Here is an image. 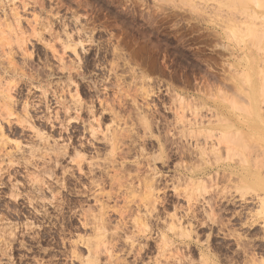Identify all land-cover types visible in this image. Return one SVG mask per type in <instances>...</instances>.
I'll return each instance as SVG.
<instances>
[{"label": "rangeland", "instance_id": "obj_1", "mask_svg": "<svg viewBox=\"0 0 264 264\" xmlns=\"http://www.w3.org/2000/svg\"><path fill=\"white\" fill-rule=\"evenodd\" d=\"M155 2L11 0L10 6H0V51L5 44L11 47L6 33L18 30L17 48L28 58L33 49L45 53L41 60L47 65V75L17 96L13 83L7 89L10 100L23 98L22 111L34 128H27L30 136L37 129L50 141L26 143L25 129L10 123V147L0 145V220L18 232L12 259L123 264L121 254L135 252L142 264H179L186 257L176 249L183 248L203 264H214L215 258L202 250L204 240L223 248L233 243L229 224L242 228L249 223H241L239 213L250 197L233 199V188L255 197L259 207L247 205L245 215L252 218L255 208V219L246 231L259 229L255 221L264 218V160L258 155L254 160L252 150L264 151V19L249 15L246 0H176L178 7L163 15L152 8ZM99 40L107 43L110 56L107 66H98L101 74L107 68V85L104 98L95 103L98 119L92 120L87 112L75 113L89 91L71 65L73 57L80 63L86 58L94 69ZM161 125L188 137L196 131L189 137L193 148L204 159L210 155L215 166L194 167L187 183L176 182L181 188L168 180V190L162 191L160 181L183 175L184 169H176L186 168L188 161L156 159ZM91 127L97 128L95 137ZM114 134H119L115 145ZM25 151L35 163H20L18 156ZM210 187L218 194L215 200L207 192ZM189 195L201 197V214L221 220L223 228H201L194 240L177 244L173 237L186 227ZM99 223L106 231H99ZM138 240L144 241L142 247Z\"/></svg>", "mask_w": 264, "mask_h": 264}, {"label": "clouds", "instance_id": "obj_2", "mask_svg": "<svg viewBox=\"0 0 264 264\" xmlns=\"http://www.w3.org/2000/svg\"><path fill=\"white\" fill-rule=\"evenodd\" d=\"M146 2L147 0H137L138 4H144ZM10 5L11 0H8L7 4L5 3V0H0V6ZM176 7H178L176 0H156L155 4L152 5V8L158 9L160 15H163L166 12L170 14ZM244 7L248 9L249 15L264 19V0H259V2L258 0H246ZM18 35V30L16 33H6L7 40L11 41V47L9 48L7 44H5L3 50L0 51V93H2L0 94V132L5 133L4 140L7 142L8 137L12 135V132L9 129V122H11L13 126L19 123L25 129L22 133L24 141L26 143H35L39 138L31 137L27 131V128L30 127V125L23 123L29 119L26 113L22 111L23 98L10 100L7 89L9 84L13 83L15 85L13 96H17V93L21 88L31 87L33 83L37 82V77L47 75V65L41 60V56L45 55V53H41L38 50L33 49L32 58L23 55V53L17 48ZM53 39L55 38L53 37ZM40 42L43 43L42 40ZM66 43L68 42L66 41ZM94 47L98 51L100 57L98 62L95 63L94 69L88 67L86 58L83 63H80L75 57H73L71 65L77 81L83 84V86L89 91V97L84 101L77 102L75 113L79 116L81 111L87 112L90 114L89 119L99 116V111L96 109L95 103L98 98H104L105 96L103 89L107 85V68L103 74H101L98 70V66H107L108 57L110 56V49L105 41H97ZM9 57H11V59ZM37 119H39V117H37ZM67 119L70 120V117ZM179 132L180 130L171 128V126L165 127L164 125H161L160 128L162 148L158 150L156 159L172 162L183 157L188 161L186 168L181 164L180 167L176 169V172H180V169H184L183 175H169L160 181L158 187L162 191L168 190L166 183L168 180H171L172 183L176 184L177 188H181L182 185L176 182L178 180H183L184 183H187V173L194 167L207 170L208 168L215 166L210 155L208 156V159H204V157L201 156L200 151L193 148L192 139L188 137L187 133H185V135H180ZM95 135L96 133L93 132L94 137ZM77 147L80 146L78 145ZM252 151L254 160L257 155L261 160H264V151L256 149H253ZM77 156L79 157V153H77ZM79 158L83 159V157ZM18 159L21 164L35 163L31 158V154L26 151L24 154L19 155ZM41 159L43 158L41 157ZM207 192L210 194L212 200L218 198V194L213 191L211 187ZM230 195L233 196V199H236L237 195L240 199H244L246 196L250 197V199L246 201L245 210L239 213V215L242 216L241 223H243V219H249V223L244 224L242 228L231 224L228 225V229L231 230L233 236V243H225L223 248H220L214 245L211 239H205L204 243L201 245L202 250L206 256H212L215 258L214 264H264V218L255 221L259 225V229L255 233L249 234L246 231V229L252 227V220L255 219V208H253L252 218L245 215L247 205L253 204L256 207H259V205H256L255 197L250 191L233 188ZM261 195L264 197V189L261 190ZM188 198L191 202V207L186 210L188 215L183 217L186 222V227L182 232H177L173 237V239L177 241V244L194 240L196 233L200 232L201 228L211 229L214 225L218 228H223V222L221 220L211 216L205 217L201 214L197 207V202L201 197L189 195ZM154 211L155 209L152 208L151 212ZM220 214L223 215V209L220 210ZM0 226L4 227V230L0 231V264H29L28 261L22 260L19 257L16 259L11 258V245L18 242L17 230L15 228L9 230L6 227V222L2 220H0ZM221 240H223V237H221ZM137 243L140 247L144 245L143 240H138ZM111 246L114 247L115 242ZM176 250L183 252L186 257V259H182L179 264H203L201 259L191 257L188 254L187 249L177 248ZM121 255L124 257L123 264H142V262L136 257L135 252H125ZM96 264H101V262L97 260Z\"/></svg>", "mask_w": 264, "mask_h": 264}, {"label": "bare ground", "instance_id": "obj_3", "mask_svg": "<svg viewBox=\"0 0 264 264\" xmlns=\"http://www.w3.org/2000/svg\"><path fill=\"white\" fill-rule=\"evenodd\" d=\"M17 18H18V17H17ZM17 21L19 22V18L17 19ZM7 91H8V90H7ZM9 98H10V97H9ZM12 98H13V97H12ZM12 98H10V99H12ZM181 99H182V98H181ZM182 100H183V99H182ZM180 101H181V100H180ZM26 107H28V106L26 105ZM116 116H117V115H116ZM179 116H180V115H179ZM199 116H200V115H199ZM199 116H198V117H199ZM213 116H214V115H213ZM215 116H216V115H215ZM27 117H28V116H27ZM141 117H142V116H141ZM182 117H185V116H182ZM182 117H180V118H182ZM200 117H201V116H200ZM200 117H199V118H200ZM202 117H203V116H202ZM206 117H207V116H206ZM206 117H205V120H206ZM49 118H50V117H49ZM49 118H48V119H49ZM117 118H118V117H117ZM187 118H188V117H187ZM187 118H186V119H187ZM74 119H75V117H74ZM93 119H94V118H93ZM93 119H92V120H93ZM97 119H98V117H97ZM97 119H96V120H97ZM141 119H143V118H141ZM184 119H185V118H184ZM186 119H185V120H186ZM195 119H196V117H195ZM200 119H202V118H200ZM211 119H212V118H211ZM216 119L218 120V118H216ZM220 119H222L220 122H222V123H226V120H225V119L223 120L222 117H220ZM115 120H116V119H115ZM193 120H194V119H193ZM203 120H204V119H203ZM213 120H214V119H213ZM27 121H29V120H27ZM27 121H26V122H27ZM146 121H147V120H146ZM186 121H187V120H186ZM189 121L191 122V120H189ZM189 121H187V122H189ZM195 121H196V120H195ZM195 121H194V122H195ZM198 121H199V120H198ZM198 121H197V123H198ZM218 121H219V120H218ZM218 121H217V122H218ZM26 122H25V123H26ZM96 122H97V121H96ZM180 122H181V120H180ZM183 122H184V124L187 123V122L185 123L184 120H183ZM183 122L181 123V125L183 124ZM190 122H189V123H190ZM194 122H192V123H194ZM200 122H201V120L199 121V124H200ZM202 122H203V121H202ZM212 122H213V121H212ZM215 122H216V121H215ZM215 122H214V123H215ZM10 123H11V122H9V124H10ZM23 123H24V122H23ZM192 123H190V124H192ZM205 123H206V122H205ZM210 123H211V121L209 120V124H210ZM27 124H30V123L27 122ZM142 124H143V123H142ZM190 124H188V126H189ZM199 124H196V123H195V125H198V127H195V125H194V127H195L196 129L199 128V127H200ZM99 125H100V124H99ZM204 125H205V124H204ZM19 126H20V125H19ZM182 126H184V125H182ZM185 126H186V128H187V125H185ZM190 126H191V125H190ZM30 127H31L32 129H34L32 126H30ZM98 127L100 128V126H98ZM88 128H89V127H88ZM91 128H92V130L94 129L93 127H91ZM184 128H185V127H184ZM188 128H189V127H188ZM190 128H192V127H190ZM202 128H203V127H202V125H201V129H202ZM23 129H24V128H23ZM35 129H36V127H35ZM96 129H97V128H96ZM96 129H95V130H96ZM150 129H151V128H150ZM192 129H194V128H192ZM199 129H200V128H199ZM199 129H198V130H199ZM203 129H204V128H203ZM36 130H37V129H36ZM36 130H35V131H36ZM95 130H93L92 132H95ZM198 130H197V131H198ZM204 130H205V129H204ZM35 131H34V137L39 138L38 140H39V142H41V144H43V143L46 144V143H49V142H50L48 138L43 137L44 134H43V135L40 134V132H39L38 130H37L36 132H35ZM191 131H192V130H191ZM199 131H200V130H199ZM207 131H208V130H207ZM32 132H33V131H32ZM115 132H116V131H115ZM201 132H203V131L201 130L200 133H201ZM96 133H97V132H96ZM117 133H118V132H117ZM119 133H120V132H119ZM121 133H122V132H121ZM31 134H32V133H31ZM127 134H128V133H127ZM194 134L196 135V131H195ZM194 134H193V135H194ZM204 134H205V133H204ZM114 135H116V134H114ZM118 135H119V134H118ZM118 135H116L115 138H114V136H112V137L114 138V142H112V141H111V142H112L114 145L116 144L115 140H116V138L118 137ZM122 135H123V134H122ZM193 135L191 134V136H193ZM201 135H202V134H201ZM31 136H32V135H31ZM191 136L189 135V137H191ZM198 136H200V135L198 134V135H197V138H198ZM119 137L121 138V135H120ZM123 137H124V136H123ZM195 137H196V136H195ZM212 137H213V136H211V138H212ZM214 137H215V135H214ZM91 138H92V137H91ZM125 138H126V137H125ZM93 139H94V137H93ZM118 139H119V138H118ZM192 139H193V138H192ZM199 139H200V138H199ZM201 139H202V138H201ZM203 139H204V138H203ZM205 139H206V138H205ZM205 139H204V140H205ZM208 139H210L209 136H208ZM47 140H48V142H47ZM194 140H195V139H194ZM211 140H212V139H211ZM12 141H13V140H12ZM12 141H11V143H12ZM116 141H117V140H116ZM118 141H119V140H118ZM118 141H117V143H118ZM197 141H198V140H197ZM206 141H207V140H205V142H206ZM214 141H215V140H214ZM13 142H14V141H13ZM109 142H110V141H109ZM109 142H108V143H109ZM120 142H121V141H120ZM205 142H204V143H205ZM216 142H217V143L219 142L218 144L221 143L220 140H219V141H216ZM88 143H89V142H88ZM201 143H202V142H201ZM213 143H214V142H213ZM213 143H212V144H213ZM34 144H35V143H34ZM49 144H50V143H49ZM121 144H122V143H121ZM199 144H200V143H199ZM205 144H206V143H205ZM214 144H215V143H214ZM218 144L213 145V146H217ZM0 145L3 146V147L9 145V147H10V142H9V140H8L7 142H5V140H4V132H0ZM14 145H15V144H14ZM16 145H17V143H16ZM201 145H202V144H201ZM203 145H204V144H203ZM203 145H202V146H203ZM209 145H210V144H209ZM1 146H0V148H1ZM11 146H12V145H11ZM35 146H36V145H35ZM38 146H41L40 143H39ZM44 146H45V145H44ZM48 146H49V145H48ZM48 146H47V147H48ZM81 146H82V145H81ZM194 146H195V145H194ZM206 146H207V145H206ZM217 147H218V146H217ZM217 147H216V148H217ZM4 148H5V147H4ZM36 148H38V147H36ZM43 148H44V147H43ZM112 148H115V146H112ZM199 148H200V147H199ZM204 148H205V147H204ZM204 148H203V150H204ZM216 148H215V149H216ZM219 148H220V147H218V149H219ZM218 149H216V150H218ZM3 150H4V149H3ZM19 150H20V149H19ZM32 150H33V149H32ZM43 150H44V149H43ZM216 150H215V151H216ZM8 151H9V150H8ZM36 151H37V150H36ZM120 151H121V150H120ZM0 152H1V150H0ZM1 153H2V152H1ZM8 153H10V152H8ZM12 153H13V152H12ZM12 153H11V154H12ZM29 153H30V152H29ZM120 153H121V152H120ZM124 153H125V151H124ZM124 153H123V154H124ZM202 154H203V153H202ZM1 155H2V154H1ZM126 155H127V153H126ZM79 156H80V155H79ZM124 156H125V155H124ZM1 157H2V156H1ZM77 158H78V157H77ZM122 158H123V157H122ZM124 159H125V158H124ZM216 175H217V174H216ZM113 177H115V176H113ZM116 177H117V176H116ZM211 177H212V176H211ZM211 177H210V178H211ZM188 178H189V177H188ZM207 178H208V177H207ZM122 179H123V178H122ZM191 179H192V178H191ZM115 180H116V179H115ZM119 180H121V178H120ZM200 181H202V180H200ZM205 181H206V180H205ZM205 181H204V182H205ZM120 183H121V182H120ZM120 183H119V184H120ZM203 185H204V184H203ZM199 186H202V185H199ZM204 187H206V185H205ZM205 189H206V188H205ZM196 191H197V190H196ZM147 194H148V193H147ZM193 196H194V195H193ZM149 197H150V196H149ZM149 197H148V199H149ZM96 198H97V197H96ZM145 198H146V197H145ZM187 198H188V196H187ZM97 199H98V198H97ZM149 200H150V199H149ZM149 200H148V204H149V202H150ZM141 201H143V200H141ZM95 203H96V202H95ZM209 203H210V201H209ZM150 204H152V203H150ZM188 204H190V203H188ZM206 204H207V203H206ZM145 205H146V203H145ZM145 205H144V206H145ZM207 205H209V204H207ZM147 206H148V205H147ZM187 206H189V205H187ZM102 207H103V206H102ZM190 207H191V206H190ZM206 207H207V206H206ZM187 208H188V207H187ZM187 208H186V209H187ZM139 209H140V208H139ZM147 209H148V208H147ZM150 209H151V208H150ZM99 210H100V209H99ZM204 210H205V209H204ZM202 211H203V210H202ZM104 214H105V213H104ZM100 215H101V214H100ZM97 216H99V215H97ZM96 218H97V217H96ZM136 218H137V217H136ZM140 218H141V217H140ZM140 218H139V220H140ZM134 220H135V219H134ZM136 220L138 221V219H136ZM94 221H95V220H94ZM98 222H99V221H98ZM92 223H94V222H92ZM101 223H102V222H101ZM142 223H143V222H142ZM142 223H141V224H142ZM95 224H98V223L95 222ZM135 224H137V222H136ZM141 224L139 223V226H140ZM144 224H145V223H144ZM99 225H100V223H99ZM101 225H102V224H101ZM101 225H100V226H97V225H96L97 228L99 227V231H100V230L103 231V229H104ZM104 225H105V224H104ZM145 225H146V224H145ZM133 226H134V225H133ZM100 227L103 228V229H101ZM97 228H96L95 230H97ZM139 228H140V227H139ZM142 228H143V227H141L139 230H141ZM136 230H137V229H136ZM104 231H106V230L104 229ZM141 231H142V230H141ZM96 232H97V233H100V232H98V230H97ZM138 232H139V231H138ZM97 233H96V235H98ZM101 233L103 234V232H101ZM94 234H95V233H94ZM101 236H102V235H101ZM101 236H100V237H101ZM100 237H99V235H98V237L96 238V241H97V242H100V241L102 240V238L100 239ZM163 238H164V237H163ZM105 239H106V238H105ZM91 240L94 241V239H91ZM91 240H90V241H91ZM111 240H112V239H111ZM113 240H114V239H113ZM129 240H130V237H129ZM131 240H132V238H131ZM87 241H88V240H87ZM126 241H128V239H126ZM132 241H133V240H132ZM132 241H131V242H132ZM88 242H89V241H88ZM91 242H92V241H91ZM97 242H96V243H97ZM100 243H101V245H102V242H100ZM90 244H91V243H90ZM94 244H95V243H94ZM99 245H100V244H99ZM96 247H97V246H96Z\"/></svg>", "mask_w": 264, "mask_h": 264}, {"label": "snow or ice", "instance_id": "obj_4", "mask_svg": "<svg viewBox=\"0 0 264 264\" xmlns=\"http://www.w3.org/2000/svg\"><path fill=\"white\" fill-rule=\"evenodd\" d=\"M79 159H82V158H79ZM76 163H77V160H73V164H76ZM205 231H207V229H205ZM213 243H215V241H213Z\"/></svg>", "mask_w": 264, "mask_h": 264}]
</instances>
